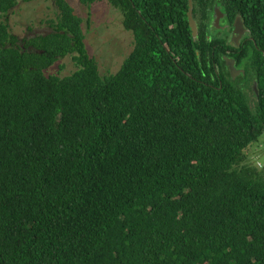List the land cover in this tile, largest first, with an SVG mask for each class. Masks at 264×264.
<instances>
[{
  "label": "trees",
  "instance_id": "trees-1",
  "mask_svg": "<svg viewBox=\"0 0 264 264\" xmlns=\"http://www.w3.org/2000/svg\"><path fill=\"white\" fill-rule=\"evenodd\" d=\"M107 1L134 47L102 76L67 0L22 38L19 0H0V264H264V171L245 153L264 135V0H192L196 36L189 0ZM216 6L250 35L246 87ZM67 55L74 72L46 74Z\"/></svg>",
  "mask_w": 264,
  "mask_h": 264
},
{
  "label": "rangeland",
  "instance_id": "rangeland-1",
  "mask_svg": "<svg viewBox=\"0 0 264 264\" xmlns=\"http://www.w3.org/2000/svg\"><path fill=\"white\" fill-rule=\"evenodd\" d=\"M67 1L83 19L86 47L89 55L96 59L100 74H115L134 47L133 32L124 27L122 12L107 0L96 1L90 6L81 4L79 0ZM58 12L54 0H19L7 14V19L11 32L22 38L51 32V21L57 19ZM0 19L4 20L5 16L0 15ZM77 68L73 55H67L48 68L46 74L63 77ZM248 80L249 76L240 79L245 87ZM245 153L248 163L264 171V135L252 143Z\"/></svg>",
  "mask_w": 264,
  "mask_h": 264
},
{
  "label": "flooded vegetation",
  "instance_id": "flooded-vegetation-1",
  "mask_svg": "<svg viewBox=\"0 0 264 264\" xmlns=\"http://www.w3.org/2000/svg\"><path fill=\"white\" fill-rule=\"evenodd\" d=\"M212 26L215 27L213 25V19H212ZM215 28L218 29V34H220L221 36H224L226 39V43L222 45V50H224L227 53V55H223L224 61L226 60V58L234 59L235 67L238 70V72L235 73V76H233L231 70L229 69L225 61L226 70L234 81H238V80L240 81V79L246 75H245L244 65L239 62L241 59H239V61L237 60V57H240L243 55V49H240V48L241 46L244 48V45L247 44V40L250 38V35L248 34L247 29L245 28V31L241 33L240 36H238V40L237 41L234 40V36H233V32L235 29L234 23L230 25L227 22V18L225 14L220 19V27H215ZM252 86L254 90L257 92L256 85L253 83V85L251 84V87Z\"/></svg>",
  "mask_w": 264,
  "mask_h": 264
},
{
  "label": "water",
  "instance_id": "water-1",
  "mask_svg": "<svg viewBox=\"0 0 264 264\" xmlns=\"http://www.w3.org/2000/svg\"><path fill=\"white\" fill-rule=\"evenodd\" d=\"M193 4H192V0H189V10H188V20H189V25L190 28L192 30V34L194 36L197 35L198 30H197V23L196 20L194 19L193 16ZM224 13L220 10V8L218 6L215 7L214 9V13H213V25L215 27H220V19L223 17ZM234 32H233V36H234V40H238V36L241 35V33H243L245 31V27L243 25V22L241 20L240 17H237L235 22H234ZM226 64L229 67V69L231 70L233 76H235V73L238 72V70L235 67V60L232 58H226Z\"/></svg>",
  "mask_w": 264,
  "mask_h": 264
}]
</instances>
